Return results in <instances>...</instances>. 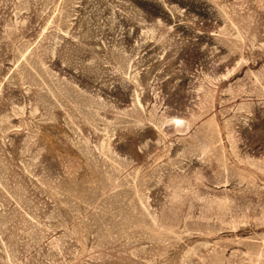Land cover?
<instances>
[{
	"label": "rangeland",
	"instance_id": "374dc122",
	"mask_svg": "<svg viewBox=\"0 0 264 264\" xmlns=\"http://www.w3.org/2000/svg\"><path fill=\"white\" fill-rule=\"evenodd\" d=\"M0 264H264V0H0Z\"/></svg>",
	"mask_w": 264,
	"mask_h": 264
}]
</instances>
